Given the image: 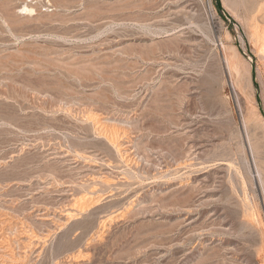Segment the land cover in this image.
I'll return each mask as SVG.
<instances>
[{
    "label": "rangeland",
    "instance_id": "1",
    "mask_svg": "<svg viewBox=\"0 0 264 264\" xmlns=\"http://www.w3.org/2000/svg\"><path fill=\"white\" fill-rule=\"evenodd\" d=\"M0 264H264V0H0Z\"/></svg>",
    "mask_w": 264,
    "mask_h": 264
},
{
    "label": "bare ground",
    "instance_id": "2",
    "mask_svg": "<svg viewBox=\"0 0 264 264\" xmlns=\"http://www.w3.org/2000/svg\"><path fill=\"white\" fill-rule=\"evenodd\" d=\"M87 206V205H86Z\"/></svg>",
    "mask_w": 264,
    "mask_h": 264
},
{
    "label": "trees",
    "instance_id": "3",
    "mask_svg": "<svg viewBox=\"0 0 264 264\" xmlns=\"http://www.w3.org/2000/svg\"><path fill=\"white\" fill-rule=\"evenodd\" d=\"M218 1V0H217Z\"/></svg>",
    "mask_w": 264,
    "mask_h": 264
}]
</instances>
